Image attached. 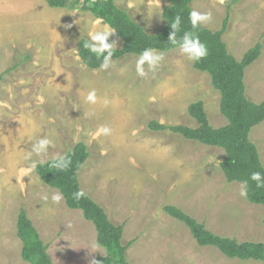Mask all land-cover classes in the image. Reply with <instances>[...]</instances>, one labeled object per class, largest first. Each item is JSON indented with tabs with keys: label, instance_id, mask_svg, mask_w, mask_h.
<instances>
[{
	"label": "rangeland",
	"instance_id": "374dc122",
	"mask_svg": "<svg viewBox=\"0 0 264 264\" xmlns=\"http://www.w3.org/2000/svg\"><path fill=\"white\" fill-rule=\"evenodd\" d=\"M74 2L52 8L45 0H0V264H30L17 234L22 207L54 264H96L108 254L92 222L35 171L81 141L90 151L79 172L81 187L124 224L123 241H132L128 264H264L200 246L185 224L164 211L174 205L218 235L264 242V206L247 199L243 183L227 180L225 150L149 127L152 121L198 127L188 112L198 101L214 128L225 126L210 75L194 67L183 47L127 54L89 69L79 56L81 38L99 48L120 49L123 42ZM116 2L147 32L166 24L169 0ZM193 8L213 30L221 29L229 11L223 39L237 60L262 41L261 56L245 71V86L249 99L263 101L264 0H194ZM250 139L264 164V122L253 127Z\"/></svg>",
	"mask_w": 264,
	"mask_h": 264
},
{
	"label": "trees",
	"instance_id": "16d2710c",
	"mask_svg": "<svg viewBox=\"0 0 264 264\" xmlns=\"http://www.w3.org/2000/svg\"><path fill=\"white\" fill-rule=\"evenodd\" d=\"M45 1L52 8H66L70 2ZM76 2H82V11L91 12L108 24L123 42L120 49L99 48L88 38H81L77 44L79 56L89 69H99L108 60L127 54L144 56L150 51L165 52L179 47L192 53L194 67L208 73L213 87L220 92L221 112L228 123L214 128L204 103L198 101L188 107L198 127L167 125L157 121H152L149 127L152 130H169L187 139L223 148L226 157L221 162V168L227 180L243 183L247 199L264 206V164L258 147L250 139L253 127L264 122V100L257 103L249 99L245 86V71L261 56L262 41L237 60L223 39L230 26L229 11L221 29L213 30L201 23L193 8L194 0H169L163 10L166 24L155 32H147L116 0ZM2 79L3 74H0ZM89 157V148L81 141L64 155L38 163L35 171L45 184L60 191L70 209L82 211L84 218L95 226L97 240L108 252L106 256H98L96 264H128L127 252L132 241H123L124 224L114 222L81 187L79 172ZM164 211L185 224L200 246L215 247L229 258L264 263V242H239L218 235L174 205L164 206ZM17 234L22 242V258L25 261L30 264H54L49 245L42 240L24 207L18 214Z\"/></svg>",
	"mask_w": 264,
	"mask_h": 264
}]
</instances>
